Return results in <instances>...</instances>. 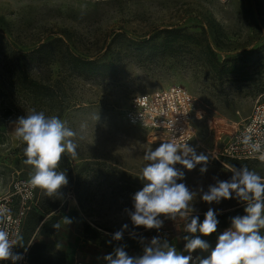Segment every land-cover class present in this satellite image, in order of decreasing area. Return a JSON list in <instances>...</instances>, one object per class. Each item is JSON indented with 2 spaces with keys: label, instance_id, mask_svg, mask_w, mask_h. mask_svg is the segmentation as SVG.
<instances>
[{
  "label": "rangeland",
  "instance_id": "obj_1",
  "mask_svg": "<svg viewBox=\"0 0 264 264\" xmlns=\"http://www.w3.org/2000/svg\"><path fill=\"white\" fill-rule=\"evenodd\" d=\"M163 29L193 33L194 42L168 48L164 33L144 42ZM69 53L111 61L116 73L79 71L69 63ZM25 77L39 86L29 88ZM176 85L195 99L192 147L209 157L203 174V165L193 170L175 165L184 172L177 182L207 191L216 179L232 175L230 165L216 163L207 152L213 146L209 122L240 123L256 101H264V0H0V194L12 181H29L32 174L19 152L23 142L14 134L17 117L43 111L83 137L76 140V158L66 154L72 180L61 197H48L36 188L33 204L58 203L62 214L57 223L62 226L42 241L48 252L62 253L65 264H106L103 257L113 252V244L140 256L141 239L148 243L156 236L184 252L183 237L189 234L181 222L165 219L160 230H147L133 226L125 211L134 210L132 197L143 187L139 175L148 163L145 151L166 139L158 131L128 124L124 111L134 96ZM241 166L264 177V161H239ZM193 206L201 222L210 207L217 212V231L201 235L211 248L231 226V218L245 214L235 199L207 204L198 196ZM63 217L71 223L64 226ZM83 222L108 237L127 224L123 237L135 239L105 238L97 244L85 239ZM21 237L23 245L27 235Z\"/></svg>",
  "mask_w": 264,
  "mask_h": 264
},
{
  "label": "clouds",
  "instance_id": "obj_2",
  "mask_svg": "<svg viewBox=\"0 0 264 264\" xmlns=\"http://www.w3.org/2000/svg\"><path fill=\"white\" fill-rule=\"evenodd\" d=\"M13 124L16 138L26 145L24 163L32 167L29 183L48 197H61L68 178L65 171L57 169L66 154L76 158V140L83 137H78L77 131L58 116H48L43 111L33 110L30 114L17 117ZM84 127L81 125V128ZM252 148L253 151H261L259 144ZM143 159L148 162L139 175L143 187L132 197L134 210L125 211L133 226H142L147 230H160L165 219L181 222L183 232L189 234L183 237L184 252L188 254L156 236L148 243L141 239L143 254L140 256H130L124 246L114 248L112 253L103 257L106 264H264V177L247 166H230V179L214 178L216 182L209 185L207 191L202 187L197 191L190 190L185 183L177 182L184 179V172L175 165L180 164L187 170L203 165L200 168L203 174L207 172L209 157L197 154L182 136L163 140L155 150L150 148L145 151ZM198 196L207 204L235 199L244 205L245 214L231 218V226L218 236L214 248L201 239V235L209 236L217 231V212L210 207L201 222L198 215H193L196 211L193 205ZM4 218L5 213L0 212V223ZM70 223L68 217L62 218L64 226ZM61 226V223L53 225L55 229ZM127 229L128 225L124 224L112 235V239L122 240ZM18 245L22 247V237L0 227V261L10 260L16 264L21 260L22 255L13 251ZM196 250L208 255L193 257L192 253Z\"/></svg>",
  "mask_w": 264,
  "mask_h": 264
},
{
  "label": "built area",
  "instance_id": "obj_3",
  "mask_svg": "<svg viewBox=\"0 0 264 264\" xmlns=\"http://www.w3.org/2000/svg\"><path fill=\"white\" fill-rule=\"evenodd\" d=\"M219 1L227 3L228 0ZM194 104L195 99L187 89L170 86L134 96L124 111V119L130 125L158 131L166 140L182 136L192 147L195 134L192 122ZM209 124L213 130V146L207 152L216 163L224 165L225 159L264 161L261 159V155H264V101H256L249 116L240 123L215 119ZM256 144L260 145V152L253 151L252 146ZM35 195L36 188L28 180L12 181L10 189L0 194V212L5 213L0 227L6 228L13 235H21L25 216L34 204ZM16 250L17 247L13 249L14 252ZM192 255L196 257L194 253ZM10 262L0 261V264Z\"/></svg>",
  "mask_w": 264,
  "mask_h": 264
},
{
  "label": "trees",
  "instance_id": "obj_4",
  "mask_svg": "<svg viewBox=\"0 0 264 264\" xmlns=\"http://www.w3.org/2000/svg\"><path fill=\"white\" fill-rule=\"evenodd\" d=\"M164 33V44L168 48H172L173 45L178 44L179 41L184 43H193V33H186L182 29H163L160 30L153 37L148 38L144 42L148 43L150 40L153 41L156 37ZM154 43V42H152ZM48 44H41L37 49H43L47 47ZM68 61L71 66L79 71L87 72L92 75L102 74V75H114L116 73V66L111 61L97 62L96 60H90L83 58L74 53L68 54ZM25 84L29 88H37L39 84L25 77ZM26 145L23 143L20 149V155L24 160L26 159L24 155V147ZM226 164L238 168V162L236 160L225 159ZM58 171H65L68 181L72 180L71 166L65 155L57 169ZM62 211L58 209V203H51L45 205L44 203L38 205H33L27 212L21 235L25 233L27 237L24 239V244L22 247L17 246L16 253L23 254V258L20 260L19 264H65V258L60 252H48L46 249L43 239L50 238L56 233L53 225L57 224L58 220L61 218ZM82 232L88 241L100 244L105 238H110L108 235L101 233L99 230L92 228L88 223L83 222L81 224ZM224 227L226 225H223ZM264 233V230H262ZM32 237V238H31ZM135 237H123L122 241L129 242L134 240ZM112 247H117L116 244L111 245Z\"/></svg>",
  "mask_w": 264,
  "mask_h": 264
}]
</instances>
